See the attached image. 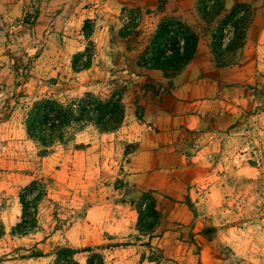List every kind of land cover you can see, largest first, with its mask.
Wrapping results in <instances>:
<instances>
[{"label": "rangeland", "instance_id": "1", "mask_svg": "<svg viewBox=\"0 0 264 264\" xmlns=\"http://www.w3.org/2000/svg\"><path fill=\"white\" fill-rule=\"evenodd\" d=\"M108 1L0 0V264H53L61 247L74 248V257L86 264L87 239L72 247L65 236L73 226L84 232L80 228L82 221L92 224L90 207L96 205L98 198L94 187L97 190L103 183L106 185L105 178L114 175L110 172L114 169L109 166L111 161L106 162L105 158L112 155L109 156L112 160L117 147L113 145L109 155L101 151V146L97 148V143L104 141L100 133L108 131L92 122L72 125L65 130L63 140L45 147L28 135L26 114L35 100L46 97L69 104L85 92L103 99L113 93L121 97L131 94V73L148 69L143 52L158 26L182 21L176 16H163L150 31L148 9L117 7L116 17L110 18L107 14L115 6ZM203 1L209 8L206 16L198 11L203 30L214 41L220 37L217 43L225 44L227 51L233 49L239 43L246 21L244 13L212 23L217 13L216 1ZM90 7L99 9L94 19L100 26L110 24L113 29L120 26V35H130L126 39H120L117 34L107 36L111 48L105 46V49L94 38H87L85 32L95 28V22L83 13L84 8ZM228 23L233 27L232 33L222 41V28ZM219 27L221 32L216 36ZM100 35L95 38L100 39ZM85 48L92 54L91 64L76 71L73 56ZM77 60L79 66L83 57ZM123 61L127 66H122ZM160 71L165 77L175 74L170 70ZM140 87L147 89L149 84L141 82ZM92 143L95 149L86 152ZM128 149L130 143L119 147L122 155ZM222 149L224 153L218 157L220 164L201 182L204 202L216 204L213 211H201L207 221L201 231L209 236L219 234L230 238V244L225 247L230 251L232 246H247V264H264V100L247 112V124L241 125ZM84 154L94 155L99 167L95 168L97 163L88 165L82 159ZM122 155L117 156L123 158ZM34 180L36 187L26 193V198L30 200L39 189L43 195L30 204L31 208L36 206L35 221H31L33 225L29 221L32 228L22 235L12 229L21 222L20 194ZM145 200L138 205L150 207L151 200ZM148 211L142 215L143 219L155 221ZM85 235L88 241L96 236L91 227ZM102 256L104 261L103 253Z\"/></svg>", "mask_w": 264, "mask_h": 264}, {"label": "crops", "instance_id": "2", "mask_svg": "<svg viewBox=\"0 0 264 264\" xmlns=\"http://www.w3.org/2000/svg\"><path fill=\"white\" fill-rule=\"evenodd\" d=\"M199 1H108L115 6L107 14L110 18L116 17L117 7L148 9L151 24L147 30L171 15L188 23L199 38L191 60L172 77L163 76L158 69L131 73V94L122 96V124L100 133L104 141L97 148L101 146L109 155L113 145L117 147L112 160V155L105 158L111 161L114 175L105 178L106 185L94 187L98 198L90 207L92 224L82 221L84 232L70 227L65 241L76 247L87 239L90 247L103 253L104 264H247V246H232L230 251L225 248L230 238L201 231L207 223L201 211H213L216 206L204 202L201 182L220 164L218 157L224 153L227 139L247 124V112L264 100V0H222L212 23L226 18L237 6L246 18L238 45L228 51L203 30ZM98 10L84 8L83 13L95 22ZM119 29L96 21L90 38L103 49L111 48L107 36L126 39L130 35L121 37ZM98 34L100 39L95 38ZM141 82L149 87L141 88ZM122 143H130L123 155L119 150ZM94 149L92 143L86 152ZM120 153L123 158L117 156ZM82 159L99 167L94 155L84 154ZM144 198L158 212L149 230L137 227V207ZM88 227L96 235L89 241L85 235Z\"/></svg>", "mask_w": 264, "mask_h": 264}, {"label": "trees", "instance_id": "3", "mask_svg": "<svg viewBox=\"0 0 264 264\" xmlns=\"http://www.w3.org/2000/svg\"><path fill=\"white\" fill-rule=\"evenodd\" d=\"M217 11L222 5V0H215ZM205 1H199V12L204 13L209 9ZM238 6L226 18L230 20L238 12ZM236 20H241L240 16ZM225 23L222 22L221 24ZM173 25L172 28L167 27ZM176 26V27H174ZM222 27V25H221ZM218 28L216 36L221 32ZM84 31V30H83ZM91 31L85 32V36L90 38ZM170 33V34H169ZM169 34V35H168ZM125 34H121L123 36ZM181 38L182 43L179 39ZM198 33L186 22L179 21L174 24L161 23L152 36L149 44L143 52L145 67L148 69H160L163 71L178 72L194 55L198 41ZM168 39H171L169 41ZM218 42L220 37L215 38ZM216 41V43H217ZM218 44V43H217ZM237 46V45H236ZM235 46V47H236ZM83 57L82 64L77 65L78 58ZM92 54L88 48L73 56V69L76 71L83 70L91 64ZM124 105L122 97L119 94H111L108 98L103 99L91 92H85L79 100H73L69 104H63L53 97H46L35 100L29 107L26 114V129L28 135L48 147L55 140H63L65 130L74 124H85L92 122L104 131L116 129L124 117ZM36 181H32L23 188L20 194L22 204L21 222L17 224L16 233L26 234L32 228V222L36 217V206L30 207V204L38 201L43 195L42 190L33 193L32 198H26V193L35 189ZM151 205V206H150ZM150 207H141L138 205V229L149 230L155 224L158 218V212L154 203L150 202ZM149 210V211H148ZM155 216V221L148 222L143 219L142 215L146 212ZM29 221L31 224H29ZM89 254L86 258V264H104L103 256L98 251L88 247L85 249ZM76 250L71 247H61L56 252L53 264H81L75 257Z\"/></svg>", "mask_w": 264, "mask_h": 264}, {"label": "built area", "instance_id": "4", "mask_svg": "<svg viewBox=\"0 0 264 264\" xmlns=\"http://www.w3.org/2000/svg\"><path fill=\"white\" fill-rule=\"evenodd\" d=\"M237 13L238 14H243L244 12L242 11V9H239ZM232 28L233 27H232L231 23L225 24L223 26V28H222V32H223V39H222V41H224L225 39H228L229 38V36L232 33Z\"/></svg>", "mask_w": 264, "mask_h": 264}]
</instances>
